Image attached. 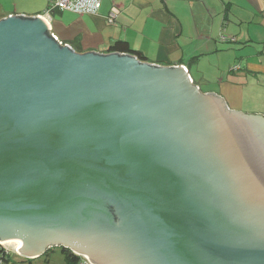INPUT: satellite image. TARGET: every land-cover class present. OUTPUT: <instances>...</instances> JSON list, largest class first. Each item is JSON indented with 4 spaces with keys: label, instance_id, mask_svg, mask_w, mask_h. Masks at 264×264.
Masks as SVG:
<instances>
[{
    "label": "water",
    "instance_id": "95a60500",
    "mask_svg": "<svg viewBox=\"0 0 264 264\" xmlns=\"http://www.w3.org/2000/svg\"><path fill=\"white\" fill-rule=\"evenodd\" d=\"M90 264H264V115L181 65L0 20V245Z\"/></svg>",
    "mask_w": 264,
    "mask_h": 264
},
{
    "label": "crops",
    "instance_id": "0c3cea01",
    "mask_svg": "<svg viewBox=\"0 0 264 264\" xmlns=\"http://www.w3.org/2000/svg\"><path fill=\"white\" fill-rule=\"evenodd\" d=\"M48 1L0 0V20L38 16ZM47 23L77 53L127 55L109 52L125 42L144 63L186 68L202 93L222 97L229 110L264 115V0H100L96 15L52 11Z\"/></svg>",
    "mask_w": 264,
    "mask_h": 264
},
{
    "label": "built area",
    "instance_id": "2783aa9c",
    "mask_svg": "<svg viewBox=\"0 0 264 264\" xmlns=\"http://www.w3.org/2000/svg\"><path fill=\"white\" fill-rule=\"evenodd\" d=\"M99 8L100 0H49L47 10L38 16L42 17L46 22H49L51 20L52 11L70 12L77 15L91 16L96 15L99 11ZM117 13L118 11L115 8L111 10L107 19L109 24L114 23ZM221 38L224 39L223 37ZM236 69L237 67H234L232 70L235 71ZM2 247L0 248V264H13L11 255L13 253L17 255L16 251L11 252L7 248ZM80 258L84 259V264H90L85 258Z\"/></svg>",
    "mask_w": 264,
    "mask_h": 264
},
{
    "label": "rangeland",
    "instance_id": "374dc122",
    "mask_svg": "<svg viewBox=\"0 0 264 264\" xmlns=\"http://www.w3.org/2000/svg\"><path fill=\"white\" fill-rule=\"evenodd\" d=\"M3 247L7 248L11 252H14L13 245ZM11 256L13 259H15V264H67L65 261V256L58 247L49 249L45 254L41 255L39 258L36 259L29 260L21 256L19 257L14 253Z\"/></svg>",
    "mask_w": 264,
    "mask_h": 264
},
{
    "label": "trees",
    "instance_id": "16d2710c",
    "mask_svg": "<svg viewBox=\"0 0 264 264\" xmlns=\"http://www.w3.org/2000/svg\"><path fill=\"white\" fill-rule=\"evenodd\" d=\"M113 51H120V52L128 53L131 55H135L140 61H144V57L141 56L140 54H137V52L132 51L125 42L114 43L109 48V52H113ZM0 248H1V246H0ZM60 250L63 253V255L65 256V261L67 264H84V259L74 255L68 249L61 248ZM12 262H13V264H15V259L12 258Z\"/></svg>",
    "mask_w": 264,
    "mask_h": 264
},
{
    "label": "bare ground",
    "instance_id": "6f19581e",
    "mask_svg": "<svg viewBox=\"0 0 264 264\" xmlns=\"http://www.w3.org/2000/svg\"><path fill=\"white\" fill-rule=\"evenodd\" d=\"M2 246H8V245H13L14 246V251H17L16 249L19 247V241L17 240H9L6 242L1 243Z\"/></svg>",
    "mask_w": 264,
    "mask_h": 264
}]
</instances>
